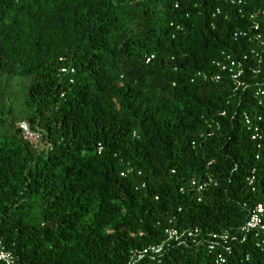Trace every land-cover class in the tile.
<instances>
[{
    "label": "trees",
    "instance_id": "trees-1",
    "mask_svg": "<svg viewBox=\"0 0 264 264\" xmlns=\"http://www.w3.org/2000/svg\"><path fill=\"white\" fill-rule=\"evenodd\" d=\"M223 53L244 85L195 77ZM259 89L264 0H0V240L17 264H129L200 227L241 238L226 264H264L238 230L264 199ZM135 264L217 263L202 245Z\"/></svg>",
    "mask_w": 264,
    "mask_h": 264
},
{
    "label": "built area",
    "instance_id": "built-area-1",
    "mask_svg": "<svg viewBox=\"0 0 264 264\" xmlns=\"http://www.w3.org/2000/svg\"><path fill=\"white\" fill-rule=\"evenodd\" d=\"M233 58L231 55L223 53V58L214 61L215 67L218 71L213 73L198 72L195 77H201L208 81L219 82L223 79V74L226 73L233 80L237 86L244 85L242 77L245 74L246 66L245 60ZM61 72H75L73 67H64ZM258 95H264V91L259 89ZM19 127L23 136L31 144L39 143L43 138V131L41 129H33L30 122L23 120L19 123ZM256 138V136H254ZM255 171L248 179L249 184L253 190L255 186ZM208 184L200 185L199 190H204ZM243 237L242 241H246L252 237L258 247L264 248V199L257 202L250 210L246 222L238 228ZM167 238L159 244L148 246L142 250L136 251L129 264H135L136 261H141L145 258H160L165 252L174 246H206L208 250L216 254L217 264H226L228 255L234 252V243L240 240L239 236H232L229 231L224 233H210L205 232L200 227H190L181 229L178 227H168L166 229ZM18 256L9 250L4 242L0 240V264H17Z\"/></svg>",
    "mask_w": 264,
    "mask_h": 264
},
{
    "label": "rangeland",
    "instance_id": "rangeland-1",
    "mask_svg": "<svg viewBox=\"0 0 264 264\" xmlns=\"http://www.w3.org/2000/svg\"><path fill=\"white\" fill-rule=\"evenodd\" d=\"M3 105V102H1V99H0V107H2ZM19 108V106H17ZM17 110H20V109H17ZM34 146L37 148V149H41L42 148V144L41 143H37V144H34Z\"/></svg>",
    "mask_w": 264,
    "mask_h": 264
}]
</instances>
